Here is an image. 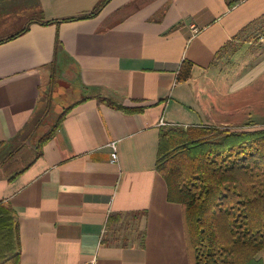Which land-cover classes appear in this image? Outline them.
Here are the masks:
<instances>
[{"label":"crops","instance_id":"1","mask_svg":"<svg viewBox=\"0 0 264 264\" xmlns=\"http://www.w3.org/2000/svg\"><path fill=\"white\" fill-rule=\"evenodd\" d=\"M101 1L0 0V259L190 264L183 208L155 167L159 130L228 126L264 53L227 74L218 64L264 29V0H107L92 13Z\"/></svg>","mask_w":264,"mask_h":264},{"label":"trees","instance_id":"2","mask_svg":"<svg viewBox=\"0 0 264 264\" xmlns=\"http://www.w3.org/2000/svg\"><path fill=\"white\" fill-rule=\"evenodd\" d=\"M191 68L183 60L176 80H187ZM155 167L168 200L183 208L190 264H264V125L163 126ZM0 264H19L18 253Z\"/></svg>","mask_w":264,"mask_h":264},{"label":"rangeland","instance_id":"3","mask_svg":"<svg viewBox=\"0 0 264 264\" xmlns=\"http://www.w3.org/2000/svg\"><path fill=\"white\" fill-rule=\"evenodd\" d=\"M246 53L247 55L254 53L256 57L259 54L264 53V29L256 31L248 38L247 47L239 58L236 59V62L233 60L230 64V62H228V55L226 54L224 55L226 57L221 60L222 62L218 65L222 70H224V73H231L241 67L238 60L240 57H246ZM219 87L222 88L223 93L226 92V85L224 81L220 83ZM229 100L231 101V105H229V107L232 113L231 116L228 115L227 117L228 126H224L225 128L234 129L244 127L246 125H264V75L259 77L252 84L239 89L234 96L229 98ZM47 117L46 124L48 125L46 128H48L50 124H53L52 122H55L54 117Z\"/></svg>","mask_w":264,"mask_h":264},{"label":"built area","instance_id":"4","mask_svg":"<svg viewBox=\"0 0 264 264\" xmlns=\"http://www.w3.org/2000/svg\"><path fill=\"white\" fill-rule=\"evenodd\" d=\"M109 146L111 148L110 162L114 163L117 161V158H118L116 144H115V142H111V143H109Z\"/></svg>","mask_w":264,"mask_h":264}]
</instances>
